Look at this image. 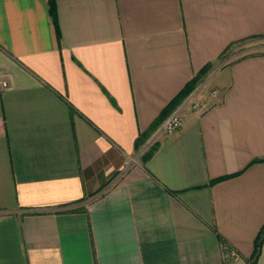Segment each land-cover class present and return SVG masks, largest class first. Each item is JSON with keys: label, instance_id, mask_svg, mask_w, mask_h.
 Wrapping results in <instances>:
<instances>
[{"label": "crops", "instance_id": "1", "mask_svg": "<svg viewBox=\"0 0 264 264\" xmlns=\"http://www.w3.org/2000/svg\"><path fill=\"white\" fill-rule=\"evenodd\" d=\"M257 36L264 0H0V264H264Z\"/></svg>", "mask_w": 264, "mask_h": 264}, {"label": "trees", "instance_id": "2", "mask_svg": "<svg viewBox=\"0 0 264 264\" xmlns=\"http://www.w3.org/2000/svg\"><path fill=\"white\" fill-rule=\"evenodd\" d=\"M52 14L53 17L55 18L56 13H55V7L52 4ZM264 39V36H257L255 38H249V40L251 39ZM244 41V40H243ZM242 41V42H243ZM248 41V39L244 42ZM211 68V65H207L204 68H202V70L196 74L194 76V78L188 82V84L183 88L182 91H180V93L176 96V98H174L169 104L168 106L163 110L162 112V116L161 118L154 124V129L159 125L160 121L166 117L170 112H172L196 87L197 85L206 77V75L208 74L209 70ZM153 148L148 151L146 153V155L144 156L145 158H148L152 152H153ZM261 160V159H259ZM226 176L222 177V178H218L215 181H218L220 179L225 178ZM264 243V226L261 228L257 238H256V242H255V250H254V254L252 256V262L253 263H257V260L261 254V249H262V245Z\"/></svg>", "mask_w": 264, "mask_h": 264}, {"label": "built area", "instance_id": "3", "mask_svg": "<svg viewBox=\"0 0 264 264\" xmlns=\"http://www.w3.org/2000/svg\"><path fill=\"white\" fill-rule=\"evenodd\" d=\"M8 86V83L6 81H0V89H4ZM201 103L191 97L188 99L185 103L180 105L178 108H176L163 122L161 130L165 133H172L182 127L184 123V115L186 114L187 110H193L198 107H200ZM229 256L231 258L238 259L239 254L234 251L230 250Z\"/></svg>", "mask_w": 264, "mask_h": 264}, {"label": "rangeland", "instance_id": "4", "mask_svg": "<svg viewBox=\"0 0 264 264\" xmlns=\"http://www.w3.org/2000/svg\"><path fill=\"white\" fill-rule=\"evenodd\" d=\"M254 53H264V39L256 38L243 42L234 50V54L226 59V62Z\"/></svg>", "mask_w": 264, "mask_h": 264}]
</instances>
